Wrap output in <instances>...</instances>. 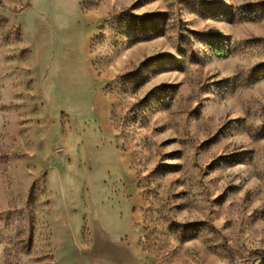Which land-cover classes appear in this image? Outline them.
I'll return each mask as SVG.
<instances>
[{"label":"rangeland","instance_id":"obj_1","mask_svg":"<svg viewBox=\"0 0 264 264\" xmlns=\"http://www.w3.org/2000/svg\"><path fill=\"white\" fill-rule=\"evenodd\" d=\"M0 264H264V0H0Z\"/></svg>","mask_w":264,"mask_h":264},{"label":"trees","instance_id":"obj_2","mask_svg":"<svg viewBox=\"0 0 264 264\" xmlns=\"http://www.w3.org/2000/svg\"><path fill=\"white\" fill-rule=\"evenodd\" d=\"M142 18H144V17H142ZM142 18H141V19H142ZM138 19H140V18H138Z\"/></svg>","mask_w":264,"mask_h":264}]
</instances>
